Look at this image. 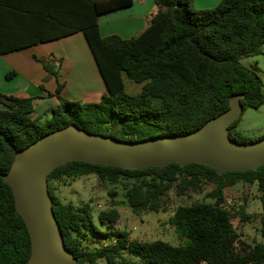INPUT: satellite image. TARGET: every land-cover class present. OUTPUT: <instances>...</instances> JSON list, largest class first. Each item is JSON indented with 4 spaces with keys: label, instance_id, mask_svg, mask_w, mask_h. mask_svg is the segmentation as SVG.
I'll use <instances>...</instances> for the list:
<instances>
[{
    "label": "trees",
    "instance_id": "trees-1",
    "mask_svg": "<svg viewBox=\"0 0 264 264\" xmlns=\"http://www.w3.org/2000/svg\"><path fill=\"white\" fill-rule=\"evenodd\" d=\"M192 1L153 0L157 11L147 27L130 38L102 36L97 18L127 7L133 0L35 2L29 12L36 21L37 35L11 47L23 48L81 31L105 91L96 102L71 101L60 95L63 85L57 82L53 95L58 103L47 110L51 115L45 119L32 116L34 96L0 92V264H25L30 255L27 228L3 175L15 152L39 137L74 123L88 132L138 141L196 130L226 110L233 93L243 94L244 109L264 104L261 78L240 62L262 53L264 0H220L209 8H192ZM39 26L48 27L47 33ZM124 78L139 85V91L127 93ZM237 120L228 126L231 139H259L246 137L237 129ZM88 174L103 183L121 182L132 208L157 211L170 189L176 196L203 192L212 202L174 207L168 222L189 239L186 245L159 238L132 240L126 232L113 231L118 217L114 204L99 210L95 218L89 203L74 205L55 193L54 182ZM237 183H256L260 190L262 240L248 243L235 228L238 211L226 207L225 191ZM47 187L65 247L77 259L74 264H264V164L257 169L218 173L216 168L196 162L130 169L71 160L48 173ZM240 213L242 219L252 216ZM90 236L110 241L92 247L86 243Z\"/></svg>",
    "mask_w": 264,
    "mask_h": 264
},
{
    "label": "water",
    "instance_id": "water-1",
    "mask_svg": "<svg viewBox=\"0 0 264 264\" xmlns=\"http://www.w3.org/2000/svg\"><path fill=\"white\" fill-rule=\"evenodd\" d=\"M242 97V93H233L226 110L187 133L123 141L70 123L16 151L3 180L11 187L15 208L30 237L25 264L77 261L65 247L47 187L48 173L63 163L81 160L136 169L196 162L216 168L218 173L257 169L264 164V136L249 142L228 136V126L244 110Z\"/></svg>",
    "mask_w": 264,
    "mask_h": 264
},
{
    "label": "rangeland",
    "instance_id": "rangeland-1",
    "mask_svg": "<svg viewBox=\"0 0 264 264\" xmlns=\"http://www.w3.org/2000/svg\"><path fill=\"white\" fill-rule=\"evenodd\" d=\"M191 7L194 8L193 5H191ZM83 39L80 40V38L74 37L62 42L64 43V48L67 47L69 49V53L73 54L74 57L76 55L78 58H81L79 66L75 64L70 66L68 63L63 65L65 77L66 75H71L72 78L68 81L70 82V87L68 88L70 91H75L77 87L83 86V84L91 83L92 85L95 82L91 74L90 62L86 59L91 53L85 38ZM40 60L41 58L35 57V61L41 63ZM22 62L25 61L21 60V63ZM240 62L254 70L264 84V44L262 45L261 54L243 57ZM50 64L49 70L51 71L44 68L46 77L40 79L41 83H44V81L46 82L48 78L58 77L55 72L58 73L62 70L56 68V66L53 67L52 63ZM34 67L35 66L24 67L20 69L15 66L14 69H9L7 72L13 70H26L31 73L35 71ZM7 75H9V73L1 75L0 86L8 82L9 79ZM74 76L78 78V80H74ZM124 82L125 91L127 93L133 94L139 91L140 86L131 80L124 78ZM50 115L49 111H44L42 115H40V119H45ZM236 127L246 137L252 140L260 138L264 134V104L257 108L246 107L238 118ZM54 186L55 193L65 202H71L74 205L82 202L89 203L95 218L99 210H104L114 204L113 207L118 211L117 220L113 224V231L115 233L119 231L126 232L128 238L132 240H152L159 238L173 245H186L189 242L186 236L180 235L168 222V218L172 215L174 207L179 204H192L199 201L212 202L211 199L205 197L203 192L192 191L189 192L187 196H176L174 190L170 189L167 194L163 196L164 203L161 209L153 211L145 207L132 208L126 202L124 195L125 190L121 182L103 183L94 174L80 176L74 180L56 181L54 182ZM225 196L226 207L232 209V206H234L235 210L238 211L237 216H234L233 223L237 232L242 235V238L248 243L262 240L260 234V190L257 184L254 183L249 186L248 184L237 183L235 186L225 191ZM241 211H245V213L252 216L242 219ZM99 227L101 229L103 228V226L100 225ZM109 241V239L101 240L90 236V238H87L86 243L89 246L95 247L98 246L99 243L103 244ZM125 256L128 259L139 262L137 257L128 254ZM98 264L104 263L99 262Z\"/></svg>",
    "mask_w": 264,
    "mask_h": 264
},
{
    "label": "crops",
    "instance_id": "crops-1",
    "mask_svg": "<svg viewBox=\"0 0 264 264\" xmlns=\"http://www.w3.org/2000/svg\"><path fill=\"white\" fill-rule=\"evenodd\" d=\"M220 0H193L194 8H209L216 5ZM45 3L46 0H0V50L5 53L0 54V77L9 73L8 82L0 86V92L12 95L34 96L32 113L33 117L42 115L44 111L55 106L58 98L53 95L57 87V82L62 83L60 95L71 101L96 102L105 91L102 78L98 72L92 54L86 59L90 62L91 74L95 82L83 84L70 91L71 75H64L63 65L68 63L70 66L78 65L81 58L69 53L67 47L64 48L65 40L70 38L83 39L81 31L56 38L52 40L37 42L23 48L11 47L21 42L23 38H29L30 35H37L36 21L31 18L30 9L35 8L36 3ZM32 5V6H30ZM43 7V6H41ZM157 11V6L153 0H133L127 7L118 8L107 13L100 14L97 18L99 32L102 36L116 34L122 38H130L138 35L148 25L150 16ZM42 30L43 26H39ZM49 28L43 29L44 34ZM84 40V39H83ZM86 41V40H85ZM83 48V46H82ZM91 53V52H90ZM41 58V63L35 61ZM21 60L25 61L21 63ZM94 62V64H93ZM59 69L56 75L41 83L40 79L46 77L44 65ZM39 64V65H38ZM93 64V65H92ZM92 65V67H91ZM20 69L24 67H34V72L26 70H13L14 67ZM41 68V69H40ZM13 73V74H12ZM5 77V76H4ZM74 80H78L74 76ZM3 82V81H2ZM139 86V85H138ZM52 94V95H51ZM48 102V104H47ZM204 264V263H200Z\"/></svg>",
    "mask_w": 264,
    "mask_h": 264
},
{
    "label": "built area",
    "instance_id": "built-area-1",
    "mask_svg": "<svg viewBox=\"0 0 264 264\" xmlns=\"http://www.w3.org/2000/svg\"><path fill=\"white\" fill-rule=\"evenodd\" d=\"M150 18H151V16H150Z\"/></svg>",
    "mask_w": 264,
    "mask_h": 264
}]
</instances>
